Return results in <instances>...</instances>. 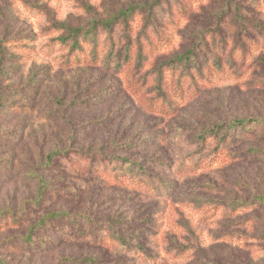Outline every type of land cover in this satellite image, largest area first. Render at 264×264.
I'll return each mask as SVG.
<instances>
[{"label": "rangeland", "instance_id": "1", "mask_svg": "<svg viewBox=\"0 0 264 264\" xmlns=\"http://www.w3.org/2000/svg\"><path fill=\"white\" fill-rule=\"evenodd\" d=\"M153 1L0 0V40L6 42L5 56L0 57V212H13L24 223H0V259L7 264H70L68 259L93 254L101 261L108 258L99 247L40 231L35 238L48 247L26 248L20 238L29 225L58 209L93 213L116 227L118 221L130 219L152 251L151 257L134 264H264V208H231L236 201L264 196L262 132L222 154L198 140L213 126L264 118V49H251L250 71L242 73L236 63L231 74L216 78L197 99L180 105L175 117L160 122L124 86H113L100 65L92 66L83 57L71 66L66 63L68 49L59 43L65 34L60 26L85 27L92 19ZM231 4L187 0L188 19L169 29V42L153 61L182 52L196 34L214 30L218 20L231 13ZM249 12L248 20L264 23V5L258 16L256 10ZM100 96L101 101L94 99ZM97 121L102 124L87 125ZM132 135L156 138L149 152L162 163L166 182L176 184L170 199L131 197L117 186L93 183L88 175L68 173L60 166L40 167L57 147L115 155L110 142ZM251 148L261 151L248 153ZM202 161L208 165L191 170ZM37 168L52 186L40 202L38 183L30 178ZM23 207L31 214L29 221L28 213L21 215Z\"/></svg>", "mask_w": 264, "mask_h": 264}, {"label": "trees", "instance_id": "2", "mask_svg": "<svg viewBox=\"0 0 264 264\" xmlns=\"http://www.w3.org/2000/svg\"><path fill=\"white\" fill-rule=\"evenodd\" d=\"M231 1V13L220 18L214 30L209 28L196 34L195 41L189 47L157 62L153 61L154 55L168 44L169 29L179 27L181 20L188 19L187 0L135 3L111 13L106 19H92L85 27L62 25L59 28L65 34L59 38V43L68 49V66L73 65L77 57H83L92 66L100 65L115 82L113 86H124L160 122L167 117H175L180 105L197 99L216 78L231 74L236 63L242 73L250 71L254 63L251 49L255 48L258 52L264 49V23L258 19H247L250 9L251 12L256 10L255 15L258 16L264 0ZM5 44L0 40V57L5 56ZM94 99L101 101L102 96ZM93 123L102 124L97 121L87 125ZM260 132L264 136V118L235 119L205 129L198 140L206 146H214L215 151L222 154L231 145L257 136ZM153 141L156 138L140 135H132L124 141L114 139L109 147L118 152L115 155L99 151L91 155L68 147H57L47 154L46 161L40 167L55 169L60 166L68 173L88 175L93 183L117 186L131 193V197L170 199L176 184L166 182L160 167L162 163L153 158L155 156H150ZM260 151L251 148L248 153L257 154ZM121 152L130 154H119ZM142 154L151 158H144ZM207 165L206 161H202V164L190 168L193 170ZM38 169L30 172V178L38 183L36 201L40 202L52 186L37 172ZM198 202L202 204L205 201L199 199ZM254 207L264 208V196L255 195L250 202L236 201L231 206L233 212ZM27 211L23 207L21 215L27 214ZM30 215L25 216L26 221L31 219ZM22 220L23 217L17 218L13 212H0V223H4V226L22 227ZM118 222L120 224L116 227L93 213L77 215L58 209L45 213L31 223L20 241L26 248L43 249L48 247L46 241L38 243L36 232L54 233L62 240H80L99 247L108 256L105 261L95 254L71 258L68 259L70 264H134L137 260L151 257L146 235L134 229L130 219ZM0 264L7 263L0 259Z\"/></svg>", "mask_w": 264, "mask_h": 264}]
</instances>
